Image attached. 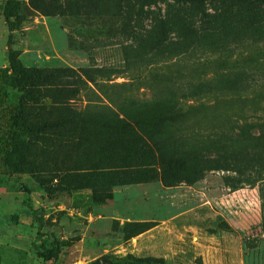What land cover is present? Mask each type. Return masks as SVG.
Wrapping results in <instances>:
<instances>
[{
	"label": "rangeland",
	"instance_id": "rangeland-1",
	"mask_svg": "<svg viewBox=\"0 0 264 264\" xmlns=\"http://www.w3.org/2000/svg\"><path fill=\"white\" fill-rule=\"evenodd\" d=\"M7 1L0 0V68L17 52L25 67L77 74L45 91V110L68 121L46 145L33 144L35 155L51 164L108 153L117 169L108 171L106 161L85 171L72 158L70 173L85 171L77 177L81 187L49 196L38 180L54 177L47 182L54 186L63 173H13L0 149V264H264V161L228 172L205 169L199 157L207 154V136L221 127L264 120V7L242 41L215 43V49L207 42L180 56L172 45L157 62L159 54L140 53L134 38L166 14L163 4L138 16L127 0H14L21 19L9 29ZM83 69L94 72L87 77ZM241 72L251 87L240 101L201 98L185 105L191 112L181 132L193 152L182 169L163 175L159 160L173 151L161 145L154 158L139 150L137 136L159 133L160 109L135 111L129 102L166 97L173 84L211 85L223 73L233 79ZM20 95L10 89L6 105H16ZM6 130L0 113V140ZM195 170L201 175L194 177ZM127 222L151 228L125 240ZM42 241L60 249L59 259L42 260Z\"/></svg>",
	"mask_w": 264,
	"mask_h": 264
},
{
	"label": "trees",
	"instance_id": "trees-1",
	"mask_svg": "<svg viewBox=\"0 0 264 264\" xmlns=\"http://www.w3.org/2000/svg\"><path fill=\"white\" fill-rule=\"evenodd\" d=\"M129 1L134 2L138 7L136 12L138 16L144 15L146 8L157 7L159 4L167 6L163 17L153 18L148 30L143 34L138 32L137 37L134 38L140 53L144 48L147 49V53L154 52V56L159 54L157 62H163V54L172 45L173 51L180 56L201 47L206 48L204 46L208 45L207 42L211 49H215V43L220 42V46L221 42L232 44L242 41L244 38L242 34L249 30L250 25L257 22L258 13L264 7V0H127ZM210 4L216 5L212 13L208 12ZM169 10L171 14H168ZM4 16L9 29L20 21L14 0L7 1ZM10 18H15V22L11 23ZM245 24L249 26L245 27ZM171 32L174 34L173 39L168 37ZM186 39H190L194 45L195 43L199 45L190 48ZM142 55L144 56L145 53ZM7 62L6 68H0V113L6 118L7 128L5 139L0 140V149L3 152V164L9 171L17 174L35 171L45 174L63 173L59 180L61 182L54 186L47 185V182H52L54 177L38 180L41 190L51 196L57 192L80 188L81 184L77 177L82 174L79 173H85L93 165L107 161L108 171L117 169L108 153L107 157L104 153L93 156L83 154L81 158L70 155L71 158L66 161L54 160L51 164L42 163L32 149L33 144L42 142L46 145L50 137L68 121L61 115H50L45 110L42 103L46 98L45 91L69 84L77 78V74L64 69L25 67L17 52L9 53ZM82 72L83 75L90 77L94 71L83 69ZM246 76L241 72L237 74V78L232 79L230 73H223L211 85L207 82L188 84L187 87L173 84L168 89L169 94L166 97L153 95L148 99L130 101L135 111L143 107L160 109L161 114L157 123L164 129L161 128L153 138L137 135L139 150L148 152L155 158L160 155L159 146L169 147L173 154L168 157L161 155L160 171L164 175L166 172L168 174L170 171L182 169L188 157H191L190 153L193 152L186 144L188 139L181 132L182 122L191 112L190 106L185 109V105L189 101L201 98H215L224 102L240 101L251 87L246 83ZM10 89L21 94L16 105H6ZM205 142L208 155L199 156L205 169L228 172H235L243 167L247 170L252 169L255 164L264 161V120L242 124L232 121L228 127H221L218 132L208 135ZM122 154L121 159L126 160L128 152L122 151ZM72 158L75 159L74 163L80 165L78 167H81V170H85L84 172L70 173L68 165ZM133 158H138L137 153ZM28 161L31 164H28ZM151 162L154 160L142 167L148 169ZM245 171L243 173H246ZM198 175H201V171L195 170L193 176ZM150 228L151 226L145 223L127 222L122 227V233L124 239L129 240ZM37 248L44 262L52 263L59 259L60 249L53 242L42 241Z\"/></svg>",
	"mask_w": 264,
	"mask_h": 264
}]
</instances>
